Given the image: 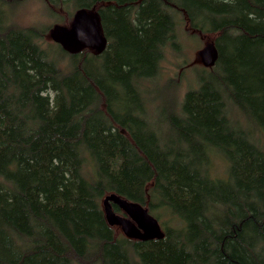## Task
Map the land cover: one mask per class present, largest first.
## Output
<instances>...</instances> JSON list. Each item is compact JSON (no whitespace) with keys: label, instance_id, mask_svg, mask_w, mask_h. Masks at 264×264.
I'll return each instance as SVG.
<instances>
[{"label":"trees","instance_id":"trees-1","mask_svg":"<svg viewBox=\"0 0 264 264\" xmlns=\"http://www.w3.org/2000/svg\"><path fill=\"white\" fill-rule=\"evenodd\" d=\"M22 1L0 0V264H264V0H42L97 12L105 48L76 54ZM188 38L213 64L166 74ZM109 193L163 237L109 226Z\"/></svg>","mask_w":264,"mask_h":264},{"label":"water","instance_id":"water-1","mask_svg":"<svg viewBox=\"0 0 264 264\" xmlns=\"http://www.w3.org/2000/svg\"><path fill=\"white\" fill-rule=\"evenodd\" d=\"M48 37L69 54H76L82 49L100 53L106 45L98 14L93 8L76 9L68 25L53 24L48 30ZM197 54L203 66L212 65L216 59V50L212 43H207ZM112 204L121 213L115 212ZM102 209L106 223L117 226L127 238L146 241L161 239L164 235L158 221L137 202L109 193L102 199Z\"/></svg>","mask_w":264,"mask_h":264},{"label":"rangeland","instance_id":"rangeland-1","mask_svg":"<svg viewBox=\"0 0 264 264\" xmlns=\"http://www.w3.org/2000/svg\"><path fill=\"white\" fill-rule=\"evenodd\" d=\"M44 2L42 0H24L18 4V7L14 10L13 14L10 16L12 20L20 26H29V25H40L51 27L53 24H62L68 25L69 22L63 24L61 18L63 17L66 21L67 18L64 16L67 13L66 8L64 7L62 12L57 11V18L50 17L46 14V11L43 6ZM72 16V15H71ZM71 19V17H70ZM44 26V27H45ZM48 37V36H47ZM187 40L183 44V51L185 55H182L181 58H174L171 55H168L165 61H163V71L166 74L173 73V70L183 69V76L189 77L188 73L192 65H202L197 54V51L205 46L209 41H202L200 39H185ZM184 40V41H185ZM178 67H177V66ZM216 172H222V162L218 161L215 165ZM121 213V212H119ZM115 229L119 232L120 229L117 226ZM121 232V231H120Z\"/></svg>","mask_w":264,"mask_h":264}]
</instances>
